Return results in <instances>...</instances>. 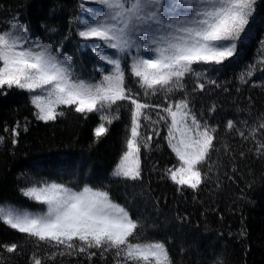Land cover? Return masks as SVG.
Wrapping results in <instances>:
<instances>
[{"label": "trees", "instance_id": "16d2710c", "mask_svg": "<svg viewBox=\"0 0 264 264\" xmlns=\"http://www.w3.org/2000/svg\"><path fill=\"white\" fill-rule=\"evenodd\" d=\"M80 5L81 0H0V30L13 20L26 25L33 38L72 57L74 79L97 83L102 79L98 66L104 62L90 50H80ZM255 8L239 54L208 70L207 79L201 73L203 91L196 89L201 80L192 74L183 79L182 89L155 93L126 74L131 95L152 106L142 109L139 119L141 181L110 176L130 138V100L86 115L60 105L57 112L63 115L45 122L37 119L27 91L0 89V210L38 213L43 206L21 193L37 183H62L75 191L85 184L103 187L138 224L129 242L165 243L171 264H213L215 253L220 254L217 261L226 259L227 264H264V158L256 156L255 140L239 135H250L264 117V0H257ZM53 27L56 31L50 32ZM182 98L201 124L215 129L213 148L199 166L203 180L196 190L169 178L178 160L168 145L171 119L163 109ZM229 120L233 129L227 127ZM100 124L108 131L96 138L94 129ZM12 129H17L16 136ZM255 139L264 140V132L257 131ZM13 244L16 248L9 253L6 248ZM91 251L97 254L89 259L87 253L49 245L0 222V264H35L36 259L41 264H144L125 259L123 253L117 256L114 249Z\"/></svg>", "mask_w": 264, "mask_h": 264}, {"label": "snow or ice", "instance_id": "6c2138e0", "mask_svg": "<svg viewBox=\"0 0 264 264\" xmlns=\"http://www.w3.org/2000/svg\"><path fill=\"white\" fill-rule=\"evenodd\" d=\"M95 3L103 6L100 9L103 18L79 17L77 34L82 41L80 50L90 48L104 62L98 66L102 73L99 82L74 79L71 56L52 43L33 38L26 25L13 20L0 30V89L45 93L31 96L38 109L37 119L45 122L63 115L57 112L58 105L86 115L105 108L111 110L118 101L130 100L134 106L131 138L126 140V150L111 177L125 182L141 181L139 119L141 110L152 106L139 103L131 95V90L125 87L126 74L130 73L140 87L154 93L158 89L169 92L182 89L183 79L190 74L201 80L204 72L203 79H207L208 70L225 66L239 54L254 19L257 0H95ZM208 83L215 85L216 81ZM195 87L203 91L205 83L201 80ZM163 110L171 119L168 145L179 160V167L171 170L169 178L175 185L196 190L203 180L199 166L213 148L215 129L209 130L207 122L201 124L187 99L182 98ZM261 120L250 135L243 131L239 135L245 140H255V154L264 158V140L255 139L257 131L264 132V117ZM227 127H235L232 120ZM107 131L100 124L94 135L100 138ZM12 134L16 136L17 129H12ZM11 143L15 145L16 139ZM240 156L247 158L244 152ZM21 193L43 207L38 213L0 210V222L12 230L69 252L87 253L89 259L97 254L92 249L101 253L114 249L117 256L123 253L125 259L144 264H171L165 243L129 242L138 224L125 207L110 199L109 191L103 187L94 189L85 184L82 190L75 191L62 183L44 182L43 186L37 183ZM15 248L13 244L6 250L11 253ZM218 256L219 253L214 254L213 264H227L226 259L217 261ZM35 264L41 261L36 259Z\"/></svg>", "mask_w": 264, "mask_h": 264}, {"label": "rangeland", "instance_id": "374dc122", "mask_svg": "<svg viewBox=\"0 0 264 264\" xmlns=\"http://www.w3.org/2000/svg\"><path fill=\"white\" fill-rule=\"evenodd\" d=\"M101 8H103V6L102 5H97L95 3V0H81L80 17L81 16H84L87 19H100V18H103L104 13L102 11H100ZM20 25L24 26L23 24H20ZM77 32H78V30H77ZM80 42L82 43L81 38H80ZM88 50H90L91 52H93L90 48ZM108 51H112V50H108ZM33 94L45 95V93L37 90L35 93H32V94L29 93L30 100H31V96ZM33 106L36 109L35 105H33ZM58 106H60V105H58ZM36 111L38 112V109H36ZM189 123H190V121H189ZM130 138H131V134H130ZM177 160H178V158H177ZM176 167H179V160H178V163H177V166ZM176 167H174L172 170H174ZM111 173H110V176H111Z\"/></svg>", "mask_w": 264, "mask_h": 264}]
</instances>
